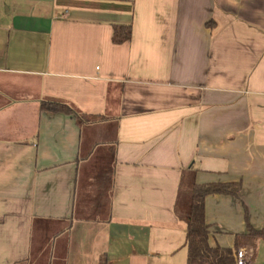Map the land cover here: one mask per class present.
<instances>
[{
	"label": "crops",
	"instance_id": "obj_1",
	"mask_svg": "<svg viewBox=\"0 0 264 264\" xmlns=\"http://www.w3.org/2000/svg\"><path fill=\"white\" fill-rule=\"evenodd\" d=\"M190 166L211 246L264 231V0H0V264H186Z\"/></svg>",
	"mask_w": 264,
	"mask_h": 264
},
{
	"label": "trees",
	"instance_id": "obj_2",
	"mask_svg": "<svg viewBox=\"0 0 264 264\" xmlns=\"http://www.w3.org/2000/svg\"><path fill=\"white\" fill-rule=\"evenodd\" d=\"M131 37L130 25H115L112 33V42L119 44L126 42ZM42 110L74 114L78 123L85 121V116L76 112L66 103L54 100H42ZM196 169L188 167L182 173L176 211L183 218L186 225L185 244L187 247L186 264H233L234 253L243 244L242 240L259 238L264 231L248 227L247 233L235 236L232 247L211 246L209 243V224L205 219L204 200L207 195L227 194L237 195L240 185L238 183H203L195 182ZM183 185L185 189H183Z\"/></svg>",
	"mask_w": 264,
	"mask_h": 264
},
{
	"label": "built area",
	"instance_id": "obj_3",
	"mask_svg": "<svg viewBox=\"0 0 264 264\" xmlns=\"http://www.w3.org/2000/svg\"><path fill=\"white\" fill-rule=\"evenodd\" d=\"M250 255L243 248H238L234 253V263L233 264H251Z\"/></svg>",
	"mask_w": 264,
	"mask_h": 264
},
{
	"label": "rangeland",
	"instance_id": "obj_4",
	"mask_svg": "<svg viewBox=\"0 0 264 264\" xmlns=\"http://www.w3.org/2000/svg\"><path fill=\"white\" fill-rule=\"evenodd\" d=\"M183 189H185L184 185H183Z\"/></svg>",
	"mask_w": 264,
	"mask_h": 264
}]
</instances>
